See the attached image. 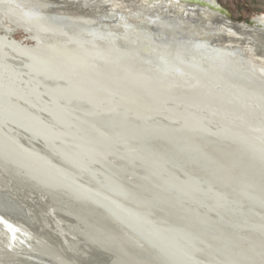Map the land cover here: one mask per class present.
<instances>
[{
	"label": "water",
	"instance_id": "1",
	"mask_svg": "<svg viewBox=\"0 0 264 264\" xmlns=\"http://www.w3.org/2000/svg\"><path fill=\"white\" fill-rule=\"evenodd\" d=\"M197 4L209 7L202 1ZM58 23L65 27L74 24L68 18ZM17 30L24 34L21 45L36 42L33 30L28 28L9 32L0 29V33L7 32L15 39L13 32ZM186 33L179 31V38H187ZM164 40H170L169 34ZM147 63L150 58L146 57ZM257 79L247 73L231 77L221 73V84L232 85L226 84L230 88L221 96L225 98L224 108L214 109L215 103L198 102L203 89L201 96L194 97L191 92L177 103L170 102V110L163 109L167 105L163 100L157 103L155 95L143 93L142 79L137 86L126 89L122 103L130 104L132 109L127 113L109 105L108 100L121 94L118 88L88 96L82 92L91 91L94 84L76 82L68 101L78 105L87 99L88 103L82 105L97 117L81 124L91 130L87 148L95 152V157L92 162L84 157L78 161L85 163L81 172L88 176L94 189L91 191L100 194L90 196L75 185L57 192L66 178L57 175L60 179H51L48 170L25 161L22 169H29L36 178L46 176L41 184L49 189L43 193L34 188L38 184L31 183L24 186L26 192L43 195L46 207L63 217L62 226L75 236L64 232L63 241L58 233L59 240H53L51 230H41L38 235L20 225H16V233L25 232L30 242L73 264H264V82ZM214 91L220 97V89ZM52 92L55 104L66 101ZM10 102L18 104L16 107L22 105L19 100ZM67 116L63 113L57 119L63 125ZM33 122L34 117L29 124ZM11 125V132L22 143L32 139L27 130ZM213 130H219L227 141L212 138L209 133ZM38 131L44 137L49 133L42 124ZM82 135L78 132L74 141L85 144ZM33 143L43 147L40 138ZM7 150L0 147L1 159L13 157ZM190 168L199 170L197 179L184 177ZM131 177L137 179L136 183ZM6 183L3 185L8 188L22 187L20 182ZM120 198L124 199L122 208L115 200ZM13 210L33 224L25 205L7 194L5 188L0 189V225L7 222L5 215ZM39 257L58 264L45 255Z\"/></svg>",
	"mask_w": 264,
	"mask_h": 264
},
{
	"label": "bare ground",
	"instance_id": "2",
	"mask_svg": "<svg viewBox=\"0 0 264 264\" xmlns=\"http://www.w3.org/2000/svg\"><path fill=\"white\" fill-rule=\"evenodd\" d=\"M146 1L150 2L115 1L111 4L112 14L93 17L71 12L59 5L50 4L47 0H0V29L9 32L12 29L28 28L33 30L32 37L36 41L21 45L19 40L9 38L7 32L0 33V147H5L6 150L9 147L8 150L13 154V157L0 158V189L5 188L7 194L25 205L29 220L33 223L20 218L14 210L12 214L5 215L7 222L0 225V235L5 241V246L1 245L0 251L5 254L19 257L17 260H25L29 264H54L39 257L41 254L53 258L58 264H73L72 260H65L58 253L41 248L39 243L30 242L25 232L16 233V225L38 235L41 230H51L53 240H59L57 235L60 234L63 241H66L64 232L75 236L74 232L62 226L64 218L56 215L54 209L46 207L42 201L43 195L26 192L24 186L31 183L38 184L39 187L34 188L40 192H49V189L43 185L42 178H47L46 176L36 175V178L31 176L34 174L29 169H22L25 161L34 162L37 167L48 170V177L51 179H57V175L66 178L62 179L63 186L57 192H61V189L67 191L75 185L79 191L88 192L90 196L95 195L93 193L100 194L96 190L91 191L94 189L90 188L92 186L88 176L81 172L85 169V163L80 164L81 161H78L80 157H84L86 162H92L95 157V152L88 149L90 142L87 141V136L91 130L81 124L82 121L87 123V118L93 122L97 117L84 107L88 103L87 99L81 101L84 106L73 104L70 99L68 101L74 94L71 90L76 82L89 81L94 84L95 88L91 91L82 92V95L88 96L107 94L118 88L121 94L111 98L113 101L108 100L109 105L116 111L126 113L132 111L129 109L130 104L122 103L126 89L137 86L144 79L143 93L147 96L155 95L153 97L157 103L161 100L166 102L167 105L163 108L166 110H170V102L177 103L191 92L194 97L196 94L201 96L203 89L204 95L198 102L215 103L214 109L224 108L225 98L221 96L232 85L229 82L226 84H230V87L221 84V73L230 77L247 73L264 82V61L261 63L256 60L257 53L253 46L245 48L242 43L232 42L234 37L232 41H226L225 36L222 38L224 42L213 37L199 39L195 37L197 34L191 32L194 29L196 31L197 27L189 26V23L194 22L199 27V14L209 13L207 17L211 21L214 19L215 24L203 29H216L217 32L224 29L233 36L232 30H236L237 39H241L239 35L245 33L264 32V16L256 20V26L237 25L227 18L226 12L217 5L216 0L196 1L208 3L207 8L196 2L179 6L176 0H152V5L145 4ZM142 16L145 18H141ZM127 17L132 18L133 22L128 21ZM66 18L71 19L74 24L67 23L65 27L58 23ZM179 31L187 32L188 37L180 39ZM167 34L170 40L166 42L164 39ZM146 57L150 58V64H145ZM193 68L196 69L195 72L192 71ZM129 79L127 85L125 82ZM123 84L126 87H122ZM215 89H220V97L216 95ZM52 91L66 101L55 104ZM12 99L22 103L20 108L16 107L18 104H11ZM63 113L68 115V119L62 125L57 117ZM32 117L35 122L30 125ZM12 123L20 130H27L32 136L27 144L22 143L11 132ZM39 124L49 131L45 137L38 131ZM218 131L213 130L209 134L218 142L227 141V137ZM78 132L83 134L85 144L74 141V138L77 141ZM36 138L41 139L42 148L33 143ZM120 162L121 159L118 158L117 166ZM184 175L186 179H194L200 176V172L196 168H190ZM131 179L133 182L137 180L133 177ZM8 180L16 184L20 182L22 187H5L3 184H7ZM67 200L69 199L66 198V203ZM115 200L119 208L125 205L124 199ZM1 220L2 216L0 222Z\"/></svg>",
	"mask_w": 264,
	"mask_h": 264
},
{
	"label": "rangeland",
	"instance_id": "3",
	"mask_svg": "<svg viewBox=\"0 0 264 264\" xmlns=\"http://www.w3.org/2000/svg\"><path fill=\"white\" fill-rule=\"evenodd\" d=\"M47 1H49L50 4L52 3L55 6L59 5V7L61 6L62 8L68 9L71 12H76V13L84 14L87 16L93 15V17H102L104 14L105 15L106 14H112L111 4H114L113 2L122 1V0H47ZM153 1L152 0H150V2L146 1L147 3H145V4L152 5ZM196 1L197 0H195V1L194 0H176V2L179 4V6H185V4H188L190 2L195 3ZM216 3L219 7L224 9V11L226 12L227 18L231 22H233L234 24H237V25L246 24L249 26H256V24H255L256 20L258 18L264 16V0H216ZM205 8H207V7H205ZM175 9H177V8H175ZM177 11L180 12V10H177ZM179 14H182V12H180ZM208 15H210V14L209 13L199 14V17H200L199 19L201 22V23H199V27H198V23H194V22H193V24L189 23V26H194V27L196 26L197 27L196 31H195V29L194 30L191 29L192 30L191 32H193L194 35L197 34V35H195V37H197L199 39H201L202 37L203 38L204 37H210V38L213 37V39L221 40L223 37L226 36L224 38L226 41H232V39L235 38L236 41L234 39L232 42L242 43V46L245 48L246 47L252 48V46H253L255 52L257 53V54H255L256 60H258V62L264 61V32L258 33L255 31L253 33H247V34L245 33V35L244 34L239 35L240 38L242 37L241 39H237L238 33L236 30H232L234 32V36H233V35H230L227 32V30H224V29L221 32H217L216 29H214V30L212 29V31H211V29H203L205 26L210 27V25L214 26V24H215V22L213 24L214 19H212L213 21H211L210 18L207 17ZM184 16L185 15L183 14L182 17H184ZM141 18L144 19L145 16H142ZM126 19L128 21L131 20L133 22L132 18L130 19L129 17H127ZM140 20L142 21V19H140ZM140 20H136V22L140 21ZM140 22H138V23H140ZM216 34H219V36H217L218 38L215 36ZM13 38H15L19 41L23 40L24 34L20 30L14 31L13 32ZM224 39H222L221 41H223ZM240 41H242V42H240ZM29 44H31V43H29ZM1 236L2 235H0V249H1V245L5 246V241L3 240V237H1ZM6 246H7V244H6ZM18 258L19 257H15L11 254H5V252L0 251V264H29L30 263V262L28 263L25 260L19 261V260H17ZM31 264H33V263H31Z\"/></svg>",
	"mask_w": 264,
	"mask_h": 264
}]
</instances>
